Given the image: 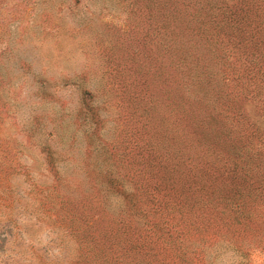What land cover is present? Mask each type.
Wrapping results in <instances>:
<instances>
[{
    "label": "trees",
    "instance_id": "trees-1",
    "mask_svg": "<svg viewBox=\"0 0 264 264\" xmlns=\"http://www.w3.org/2000/svg\"><path fill=\"white\" fill-rule=\"evenodd\" d=\"M143 1L171 124L106 146L84 91L81 163L62 171L44 142L51 183L0 170V247L22 214L49 227L47 264H264L250 258L264 255V0Z\"/></svg>",
    "mask_w": 264,
    "mask_h": 264
},
{
    "label": "rangeland",
    "instance_id": "rangeland-1",
    "mask_svg": "<svg viewBox=\"0 0 264 264\" xmlns=\"http://www.w3.org/2000/svg\"><path fill=\"white\" fill-rule=\"evenodd\" d=\"M146 4L0 0V170L10 172L13 185L51 183L44 142L67 155L58 163L62 171L81 163L88 143L77 117L84 91L93 100L87 106L99 112L94 137L106 146L125 150L132 140H156L163 118L171 124L159 103L158 28H146ZM15 220L0 264H47L56 253L49 227L27 215ZM250 258L264 263L257 251ZM235 261L227 252L218 264Z\"/></svg>",
    "mask_w": 264,
    "mask_h": 264
}]
</instances>
